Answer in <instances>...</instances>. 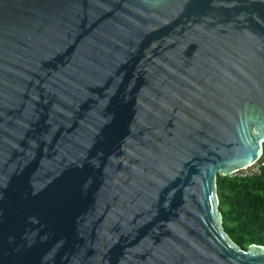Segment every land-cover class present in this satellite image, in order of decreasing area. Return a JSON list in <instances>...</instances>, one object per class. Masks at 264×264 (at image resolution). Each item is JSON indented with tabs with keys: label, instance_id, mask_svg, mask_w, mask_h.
Returning <instances> with one entry per match:
<instances>
[{
	"label": "water",
	"instance_id": "obj_1",
	"mask_svg": "<svg viewBox=\"0 0 264 264\" xmlns=\"http://www.w3.org/2000/svg\"><path fill=\"white\" fill-rule=\"evenodd\" d=\"M263 158L264 0H0V264H264Z\"/></svg>",
	"mask_w": 264,
	"mask_h": 264
},
{
	"label": "trees",
	"instance_id": "obj_2",
	"mask_svg": "<svg viewBox=\"0 0 264 264\" xmlns=\"http://www.w3.org/2000/svg\"><path fill=\"white\" fill-rule=\"evenodd\" d=\"M260 166V173L217 179L225 230L244 249L264 246V158Z\"/></svg>",
	"mask_w": 264,
	"mask_h": 264
},
{
	"label": "rangeland",
	"instance_id": "obj_3",
	"mask_svg": "<svg viewBox=\"0 0 264 264\" xmlns=\"http://www.w3.org/2000/svg\"><path fill=\"white\" fill-rule=\"evenodd\" d=\"M260 168H261V166H260V163L257 165V166H255L254 168H252V169H250V170H248V171H244V172H242V173H240V174H242V175H250V174H256V173H260Z\"/></svg>",
	"mask_w": 264,
	"mask_h": 264
},
{
	"label": "built area",
	"instance_id": "obj_4",
	"mask_svg": "<svg viewBox=\"0 0 264 264\" xmlns=\"http://www.w3.org/2000/svg\"><path fill=\"white\" fill-rule=\"evenodd\" d=\"M258 164H259V163H258ZM258 164H257V165H258ZM257 165H256V166H257ZM253 168H254V167H253ZM247 171H248V170H247ZM250 175H251V174H250Z\"/></svg>",
	"mask_w": 264,
	"mask_h": 264
}]
</instances>
